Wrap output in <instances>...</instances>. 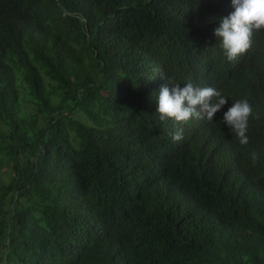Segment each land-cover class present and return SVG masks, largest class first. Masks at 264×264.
<instances>
[{
    "label": "trees",
    "instance_id": "1",
    "mask_svg": "<svg viewBox=\"0 0 264 264\" xmlns=\"http://www.w3.org/2000/svg\"><path fill=\"white\" fill-rule=\"evenodd\" d=\"M232 11L0 0V264H264V30L229 61L214 29ZM169 78L227 103L191 131L161 121ZM237 99L246 145L223 122Z\"/></svg>",
    "mask_w": 264,
    "mask_h": 264
},
{
    "label": "clouds",
    "instance_id": "2",
    "mask_svg": "<svg viewBox=\"0 0 264 264\" xmlns=\"http://www.w3.org/2000/svg\"><path fill=\"white\" fill-rule=\"evenodd\" d=\"M234 11L219 17V25L214 29L219 47L229 61L245 53L252 45L255 31L264 30V0H231ZM161 85L155 97L156 113L161 121L172 119L177 124H190L187 131L193 130L203 120L213 121L214 115L227 103L226 97L209 83L188 81L173 82ZM253 114L251 104L247 99L233 101L231 107L223 113V122L233 132L239 143L246 145L248 121ZM258 118V117H257ZM174 142L183 138V129L177 128L170 132ZM253 161L258 159L257 153H252Z\"/></svg>",
    "mask_w": 264,
    "mask_h": 264
}]
</instances>
